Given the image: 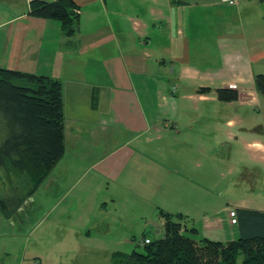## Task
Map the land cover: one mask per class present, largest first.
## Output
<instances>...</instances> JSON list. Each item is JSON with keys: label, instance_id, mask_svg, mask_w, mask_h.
<instances>
[{"label": "crops", "instance_id": "obj_1", "mask_svg": "<svg viewBox=\"0 0 264 264\" xmlns=\"http://www.w3.org/2000/svg\"><path fill=\"white\" fill-rule=\"evenodd\" d=\"M72 1L79 18L69 36L59 21L31 15L32 0H0V68L64 84L65 155L71 148L80 164L97 151L113 153L123 146L115 137L144 140L146 134L162 133L161 118H168L174 144L184 137L190 152L204 158L215 146L231 145L264 171V124L244 121L264 103L255 89V77L264 75V2L241 0L233 7L221 0ZM232 84L237 90L229 88ZM205 89L210 91L201 92ZM219 90L236 92L238 99L222 102ZM154 95L163 97L162 114ZM202 135L216 137L210 151L208 141L189 145ZM78 152L87 155L80 158ZM64 158L55 168L62 174ZM202 160L184 158L186 170H202ZM252 188L250 198L264 201L263 189ZM202 210L203 225L214 224L215 232L225 235L203 238L221 243L240 237L231 211L264 213V207L241 202L206 203ZM171 214L184 216L188 228L198 231L195 239H203L190 212Z\"/></svg>", "mask_w": 264, "mask_h": 264}, {"label": "rangeland", "instance_id": "obj_2", "mask_svg": "<svg viewBox=\"0 0 264 264\" xmlns=\"http://www.w3.org/2000/svg\"><path fill=\"white\" fill-rule=\"evenodd\" d=\"M154 96L161 113L163 97ZM260 107L244 121L264 124V103ZM161 123L162 133L143 136L153 138L151 142L140 145L143 139L115 137L123 146L113 153L97 151L80 164L70 148L62 163L64 174L56 166L37 192L19 205L14 191L19 184L14 178L12 185L0 181V195L9 210L8 216L0 211V264H115V254L132 252L144 235L153 241L164 237L161 212L188 211L197 220L200 237H225L215 232L214 224L203 225V205L241 202L264 207L263 200L250 198L253 186L264 193V171L252 167L246 153H237L231 145L215 146L204 158L203 153L190 152L184 137L174 144L176 132L168 118H161ZM200 137L193 136L189 145L208 141L206 148L211 149L216 137ZM122 154L126 159L113 169L112 162ZM186 157L203 158L204 168L187 171ZM224 227L228 234L226 221Z\"/></svg>", "mask_w": 264, "mask_h": 264}, {"label": "trees", "instance_id": "obj_3", "mask_svg": "<svg viewBox=\"0 0 264 264\" xmlns=\"http://www.w3.org/2000/svg\"><path fill=\"white\" fill-rule=\"evenodd\" d=\"M76 10L72 0L31 2V15L59 21L69 36L79 18ZM255 89L264 97V75L255 77ZM218 97L231 102L238 94L219 90ZM65 121L61 81L0 68V181L19 184L14 189L20 197L18 205L37 192L65 155ZM0 211L8 216L1 195ZM236 214L239 239L221 243L197 241L192 234L198 231L188 228L184 216L161 212L164 237L153 241L144 235L132 252L116 253L115 264H264V213L238 210Z\"/></svg>", "mask_w": 264, "mask_h": 264}, {"label": "built area", "instance_id": "obj_4", "mask_svg": "<svg viewBox=\"0 0 264 264\" xmlns=\"http://www.w3.org/2000/svg\"><path fill=\"white\" fill-rule=\"evenodd\" d=\"M241 0H221V3L224 4V5H228V6H233V7H236L239 5ZM230 89L232 90H237V85L235 84H232L229 86ZM230 216L232 218V223L233 224H236L237 223V214L235 211H231L230 212ZM145 244H150V239H145Z\"/></svg>", "mask_w": 264, "mask_h": 264}]
</instances>
